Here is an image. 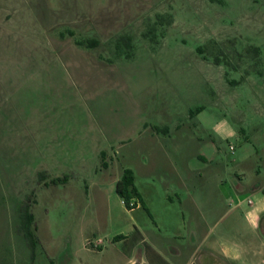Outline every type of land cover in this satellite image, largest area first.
Listing matches in <instances>:
<instances>
[{"label":"rangeland","instance_id":"rangeland-1","mask_svg":"<svg viewBox=\"0 0 264 264\" xmlns=\"http://www.w3.org/2000/svg\"><path fill=\"white\" fill-rule=\"evenodd\" d=\"M146 120L185 123L191 160L215 137L220 155L189 167L242 178V197L257 199L247 186L264 183V0H0V264H125L117 177L131 167L145 192L176 185L182 141L140 133ZM248 202L227 235L243 245L239 264H264V214L255 225ZM26 205L35 248L19 229Z\"/></svg>","mask_w":264,"mask_h":264},{"label":"crops","instance_id":"crops-1","mask_svg":"<svg viewBox=\"0 0 264 264\" xmlns=\"http://www.w3.org/2000/svg\"><path fill=\"white\" fill-rule=\"evenodd\" d=\"M204 109L203 107L196 112L197 117ZM155 125L164 129L157 130ZM184 125L179 121L163 124L146 120L143 123L140 133L149 131L156 142L163 144L165 134L175 143H182L175 147L174 170L169 172L176 185L153 187L151 193L145 192L138 186L134 171L135 183L141 194L132 198L135 205L128 208L119 195L129 221L124 229L113 234V240L116 244L122 242L127 247L125 264H239L244 256L242 243L236 240L235 235L228 238L227 234L239 230V220L245 210L243 204L248 202L246 198L252 197L249 194L242 197L240 192L246 189L242 178L237 181L232 175L227 177L223 172L189 167L195 157L204 164L211 162L220 155L222 149L213 137L208 142L202 141L203 146L194 153L192 160L189 159L187 140L185 143L182 140L187 133L179 134ZM219 127L225 137L238 133L236 128L228 125ZM47 144L51 146V139ZM122 174L117 177V181ZM218 176V183H225L226 187L212 184L217 181ZM152 177L155 178V174ZM213 178L217 179L214 181ZM247 187L259 190L257 199L252 198L246 210L248 219L259 225L264 214V183L255 181ZM216 218L218 219L215 221ZM220 219L225 222V226L216 233L212 226ZM99 244L101 246V240Z\"/></svg>","mask_w":264,"mask_h":264},{"label":"trees","instance_id":"trees-1","mask_svg":"<svg viewBox=\"0 0 264 264\" xmlns=\"http://www.w3.org/2000/svg\"><path fill=\"white\" fill-rule=\"evenodd\" d=\"M125 39H126L127 44L129 46H131L132 37L127 36ZM96 41H98V40L91 41L90 43H94ZM256 49L258 52H260L259 46H256ZM199 51L201 53L204 52L203 46L199 47ZM214 60L216 63L221 62V59L218 56L215 57ZM261 74H262V71H261ZM235 82H238V80H235ZM203 107L204 106L201 105V106H198L197 108H192L191 114L194 115L197 111L203 109ZM154 127L157 130H163L164 129V128H161L160 126H157V125H155ZM104 164L107 165L106 162H104ZM64 178L66 179V176ZM61 179H63V178L59 177V178L55 179L54 181L57 182ZM116 189H117V192L119 193V195L123 198L126 206L128 208H132L135 205L134 203H132V198L135 196H140L141 194H140V192L136 186V183H135V172L131 167H127L124 169L122 176L117 181ZM19 229L27 237L30 246L32 248H35L37 243H38V239H37L36 233H35V229H36L35 214L31 210L29 205L24 206L22 209L21 224L19 226ZM119 236H121V234Z\"/></svg>","mask_w":264,"mask_h":264},{"label":"built area","instance_id":"built-area-1","mask_svg":"<svg viewBox=\"0 0 264 264\" xmlns=\"http://www.w3.org/2000/svg\"><path fill=\"white\" fill-rule=\"evenodd\" d=\"M230 147H231L232 151H233V150H234V148H235V147H234V145H232V144H231V146H230ZM249 202L251 203V202H252V199H250V200H249ZM132 203H134V202H132Z\"/></svg>","mask_w":264,"mask_h":264},{"label":"water","instance_id":"water-1","mask_svg":"<svg viewBox=\"0 0 264 264\" xmlns=\"http://www.w3.org/2000/svg\"><path fill=\"white\" fill-rule=\"evenodd\" d=\"M134 264H140V263L136 262V263H134Z\"/></svg>","mask_w":264,"mask_h":264}]
</instances>
